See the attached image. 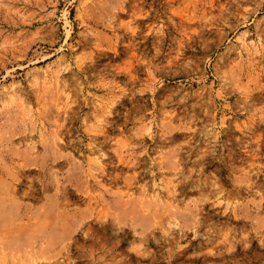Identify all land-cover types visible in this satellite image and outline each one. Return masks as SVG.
Here are the masks:
<instances>
[{"label": "rangeland", "instance_id": "rangeland-1", "mask_svg": "<svg viewBox=\"0 0 264 264\" xmlns=\"http://www.w3.org/2000/svg\"><path fill=\"white\" fill-rule=\"evenodd\" d=\"M0 264H264V0H0Z\"/></svg>", "mask_w": 264, "mask_h": 264}]
</instances>
